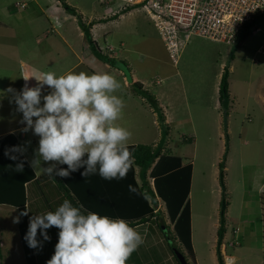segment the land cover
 I'll list each match as a JSON object with an SVG mask.
<instances>
[{
	"label": "rangeland",
	"instance_id": "374dc122",
	"mask_svg": "<svg viewBox=\"0 0 264 264\" xmlns=\"http://www.w3.org/2000/svg\"><path fill=\"white\" fill-rule=\"evenodd\" d=\"M120 1L123 2L65 0L77 9V15L87 28L89 21L95 25L100 23L95 29L94 24L91 26L98 50L127 64L130 77L100 60L87 41L77 43V37L72 41L76 25L82 29L77 16L73 20L62 6L56 10L55 17L73 21L71 31L66 34L67 37L70 35L73 50L56 36L57 29L50 25L48 16L53 6L49 0H18L17 3L16 0H0V12L5 10L0 13V133L9 128L25 127L21 123L22 114L16 111L14 96L25 84L35 87L38 84L35 78L42 73L52 71L59 76L69 72H109L121 84L115 94L123 99L124 108L116 123L131 132L127 143L156 146L161 139L160 121L147 101L133 91L132 84H140L141 89L157 100L169 129L161 153L173 154L182 157L184 163H192L188 200L194 255L187 253L176 240L164 200L159 198L163 212L160 211L162 214L158 217L161 220L162 215L166 227L162 226L161 231L156 227L158 223L152 222L155 220L147 222L155 227L146 232L147 236L159 245L156 243L153 257L152 253L146 255L142 249L135 251L139 257L136 264H155L157 258H162V264H176L167 244L184 250L189 264H218L217 238L212 232L219 224V210L218 214L215 212L217 188L220 190L217 174L225 144L218 84L225 65L229 64L230 108L226 129L229 150L224 169L229 205L225 215L226 234L219 253L223 264H264L261 226V204L264 206V55L258 52L264 45V20H255L249 36L242 39L234 51L232 62H228V57L234 50V41L225 44L203 36H192L189 43L177 46L172 58L166 42L182 39L172 34L174 26L168 18L153 15L140 6H126ZM241 1L248 3L249 0H238V6ZM6 10L11 13L7 14ZM171 10L174 16L176 11ZM58 11H62L61 14ZM236 15V10L229 11V17ZM3 17L5 22L1 21ZM239 29L240 38L242 27ZM49 91L45 86L42 94ZM24 133L29 151L34 153L40 138L31 130ZM31 138L35 139L34 143ZM52 163L47 162V165ZM36 171L42 173L38 168ZM148 182L151 184L152 180L148 178ZM54 187L41 195L44 201L37 202L40 208L37 213L43 208L55 211L62 204L60 201L52 204L53 199L63 196L60 188ZM215 235L217 237V231ZM147 236L143 239L144 245L153 243ZM53 240L56 245L58 241ZM42 248H46L43 242L42 247L35 249L37 264L46 263L44 256H41L43 259L39 257V252L44 253ZM3 257L1 264H26L17 248L11 250V257L8 253Z\"/></svg>",
	"mask_w": 264,
	"mask_h": 264
},
{
	"label": "clouds",
	"instance_id": "9594fccd",
	"mask_svg": "<svg viewBox=\"0 0 264 264\" xmlns=\"http://www.w3.org/2000/svg\"><path fill=\"white\" fill-rule=\"evenodd\" d=\"M35 79V87L25 84L14 96L16 111L22 114L25 125L23 131L31 130L40 138L31 166L54 181L53 173L66 178L80 168L85 169L81 173L84 177L98 172L105 180L123 179L133 157L127 144L131 132L116 123L124 108L123 99L115 94L121 87L116 77L109 72L58 76L49 71ZM45 86L50 89L48 94H42ZM25 151L17 145L4 154L15 161ZM42 162L54 163L41 167ZM24 163L20 160L15 170L22 172ZM57 165L67 168L58 169ZM28 212L26 208L20 215ZM14 222L19 223V217ZM52 227L59 229L58 242L46 264H127L143 243L142 235L125 219L87 211L83 204L74 205L68 198L55 211L30 218L24 237L28 246L42 247L38 230L43 241H48L47 230Z\"/></svg>",
	"mask_w": 264,
	"mask_h": 264
},
{
	"label": "trees",
	"instance_id": "16d2710c",
	"mask_svg": "<svg viewBox=\"0 0 264 264\" xmlns=\"http://www.w3.org/2000/svg\"><path fill=\"white\" fill-rule=\"evenodd\" d=\"M60 5L68 12L70 15L77 16L78 23L83 31L84 37L87 40L90 47L94 49L95 54L99 57L100 60L109 64L112 67L118 68L124 71V75L130 77V71L128 69L127 64L123 61H116L113 58H109L106 55H103L98 50V46L95 41L92 39L90 29L94 24L89 22V27H86L85 22L81 21V17L77 15V9L69 6L65 0H58ZM255 22H251L242 28L239 40H234V50L231 51L228 57V62H232L234 60V51L239 48V43L242 39H246L249 36V29L253 26ZM229 64L225 65L223 72L221 74L219 84H218V100L219 105L222 109V118H223V131H224V153L222 155V160L218 163V184L220 187V201H219V220H218V229H217V243H216V255L218 264H223V260L219 253V248L222 244V240L226 234V210L229 205L227 201V187L225 184V162L228 156L229 150V137L226 132L227 129V117L229 112V104H230V93H229ZM133 91L135 94L141 96L145 99L150 106V108L156 113L161 127V139L159 140L158 145H143V144H132L128 145L132 157L133 163L128 170L126 176L123 179H113V180H105L100 177L98 172L96 174H91L87 177L81 175L84 168H80L78 171L70 174L69 177H60L53 173V179L47 176L52 182L56 184L58 188H60V192L62 194L72 200L73 204L81 203L84 205L85 209L90 212H96L100 215H106L111 219H125L132 226L134 225H143L147 222L153 220V218L160 216L162 214L159 212H155L158 207V199L161 198L164 200L165 212L170 220L172 230L175 234L176 240L180 242L183 249L187 251L190 255H194L192 242H191V211L190 204L188 200L190 186H191V175H192V163L183 162V159L178 156H171L167 154H162V146L164 144L165 138L168 136V127L165 124L164 116L158 106L157 100L153 95L148 93L147 91L141 89V85L137 83L132 84ZM192 141V139L190 138ZM13 144H11L12 142ZM13 146H17L16 138L14 135H8L2 139H0V150L2 153H5L6 149H9ZM19 155V154H18ZM21 160H24V166L27 171L30 173V179L34 180L35 175L32 172V169L26 162L23 156H20ZM57 168H67V165H59ZM150 173L148 174V172ZM139 178L141 181V186H139L136 182V178ZM152 180V185L148 182V179ZM95 180L97 183L94 185V190L97 193L101 194V199H103V195L105 192L110 194V200L114 199L118 201L115 206L113 205L111 208L106 211L99 210L94 208V206L98 207L99 204L97 202L98 198L91 197V193L94 191L89 190L92 185L90 181ZM106 186H104V183ZM153 188V189H152ZM130 189H135L132 191ZM125 192V193H124ZM70 193H75V196H71ZM107 193L105 197L107 198ZM131 196L133 193L135 196L136 206L139 211V216L136 218L126 216V210L120 208L119 197L121 199V194ZM126 196V197H127ZM94 200L95 203H92ZM112 205V204H111ZM19 214V236L20 241L23 246V254L26 264H37L36 261V253L35 249H32L28 246L26 240L24 239L27 231H28V223L27 217L21 216V212L24 211V200L17 207ZM162 217V215H161ZM163 218V217H162ZM161 218V222L163 221ZM163 223V222H162ZM163 224H158V228L162 231ZM261 226H262V241H263V254H264V206L261 204ZM166 227V226H165ZM164 227V228H165ZM170 230V229H169ZM170 254L174 259L176 264H180L174 251H178L183 255L187 264V256L181 248L175 247L174 245L169 246L167 244ZM2 261V255L0 253V264Z\"/></svg>",
	"mask_w": 264,
	"mask_h": 264
},
{
	"label": "crops",
	"instance_id": "0c3cea01",
	"mask_svg": "<svg viewBox=\"0 0 264 264\" xmlns=\"http://www.w3.org/2000/svg\"><path fill=\"white\" fill-rule=\"evenodd\" d=\"M32 1L36 2V0H32ZM49 1L51 2V5L53 6L52 9L50 10V14L48 16L51 18L50 19V25L52 28L54 27L57 29L56 30V36H59L61 41L64 44H66L70 50H73V46L70 44V40H69L70 35H69V37L66 36V34L69 31H71V28L73 27V23H72L73 21H70L69 18L64 19V20L56 18L55 13H56V10H60L59 9V6H61L60 2L58 0H49ZM17 2H18V0H16V3ZM61 8H63V7H61ZM6 11H7V14L11 13L9 10H6ZM3 12H5V10L1 11L0 13H3ZM58 12L61 14L62 11H58ZM71 16H72L71 18L74 20L75 16H73V15H71ZM4 17L1 20L2 22H5ZM99 24L100 23H98L97 25L94 24L93 29L97 28V26H100ZM1 25H2V23H0V26ZM93 29L91 28L90 33H91L92 39L95 42H97L95 40V37H94ZM81 31L82 30H80L79 27L77 28V25H76V33L74 34L72 41H75L74 38L77 37V43H78V41L81 42L82 40H83V42L86 43L87 40L84 37L83 31L82 32ZM77 43H76V45H77ZM28 86L32 87L33 85H28ZM23 128L24 127L9 128V129L4 130V132L0 133V139L6 137L8 135H14V137L16 138L17 145H22L26 148V151L24 152L23 157L25 158L26 162L28 163V165L32 169V172L35 175L34 180H29L30 179V173L27 171L25 166H24V169L22 172L16 171L15 170L16 164L19 163L21 159L15 160V161L12 159H9L0 150V220H1V222H0V253H1L2 257L4 256V253H8V256L11 257V250H13V249L16 250V248H17L19 255L21 256V258H23V260H25L24 254H23V246H22V243L20 241V236H19L18 223L14 222L16 220V218L19 217L18 210L16 207L22 203V200H24V211L26 210V208L29 211L28 215H26V217L28 219L27 220V223H28L27 226H29V221H30V218L32 216L49 212V210L47 208H43L41 210V212L37 213V210L40 211V208H39L37 202L38 201L43 202L44 200H43V198H41V195L43 194V192L45 193L46 191L48 192V190H50V189H54L55 188L54 186L56 184L54 182H52V180H50L47 176H45V174H43V173L38 174L36 169H34L31 166V162L33 161V159L35 157H34V153L30 152L29 151L30 149L27 147V145H29V144L25 141L27 136H26V133L23 132ZM31 140L34 143L35 139L31 138ZM11 144H13V142ZM127 144L132 145L133 143H127ZM16 155H18V154H16ZM29 155H30V158H29ZM171 156H175V155L172 154ZM180 158H182V157H180ZM48 166L49 165H47V163H44V164L41 163V167H48ZM149 173H150V171L148 172V174ZM191 180H192V178H191ZM36 182H39V183L37 184ZM136 182L139 186H141V181L138 177L136 178ZM96 183L97 182L95 180L90 181V184L92 185V187H90V189H89L91 191H94L93 193H91L90 196L95 198V199L98 198L97 202H98L99 206L98 207L94 206V208H96V209L99 208L100 210L106 211L107 209L111 208L113 205L115 206V204L118 201H116L114 199L110 200V194L107 192H105V194L107 193V198L105 197V194H104L103 199L100 200L101 194L97 193L93 188ZM103 184H104V186H106L105 182ZM150 185H152V183ZM219 191H220L219 188H217V200H216L217 210H215L216 214H218V210H219V200H220ZM59 195H60V193H59ZM119 195H121V199L119 197V200H120L119 204L121 205L120 208H123L126 210L127 220H128V217H132V218L138 217L140 214L139 213L140 210H138V208L136 206V201L134 199L135 196H133L134 194L132 193L131 196H127V195H124L123 193H121ZM65 198L66 197L64 195L63 196L60 195L57 199L52 200V204H55L58 201H60V203H62ZM95 201L96 200H94L92 203H95ZM160 205H161V203L158 199L157 210H159V212L160 211L163 212V207H162V205L160 207ZM190 209H191V207H190ZM217 217L218 216L215 217L216 218L215 222H217V220H218ZM153 220H155V221H152L155 224H156V222L158 224L161 223V222L160 223L158 222V221H161V220H159V217H157V219H153ZM3 221H7L8 224L6 225V223H4ZM161 224H163V223H161ZM132 227H134L142 235L143 239L145 236H147V234L149 232H151L153 229H155L154 225L147 224V223H145L143 225H139V226L133 224ZM156 227H158V225ZM215 231H217V228L212 232V236L217 238L215 235ZM47 232H48V235L50 236V240H48V241H43L42 238H39V237H41L39 230H38V235H37V239L41 240L47 248V249L42 248L41 251H44V253L38 251L39 257L44 256L46 262L49 259H51V257L54 255L55 243H53L54 242L53 239H56V241H58L59 229L56 227H52V228L48 229ZM146 232H148V233H146ZM147 238L149 240H151L153 243L144 245L145 242L143 241V243L138 247V249L136 251L139 252V250L142 249L144 252H147L146 255H149L150 253H152L151 256L153 257L154 256L153 252H155V248H156L155 246H156L157 242L156 241L154 242L153 238H150L148 236H147ZM13 242H15V245ZM154 243H155V245H154ZM212 243H213V241H212ZM142 245H144L143 246L144 248L141 247ZM157 245H159V243H157ZM7 248H8L9 252H7ZM157 250H158V248H157ZM134 253L135 254L132 253L131 256L129 257L127 264H136L138 262L139 257L135 251H134ZM158 257H159V255H158ZM41 258L43 259V257H41ZM196 260H197V258H196ZM2 261H4V257L2 258ZM159 261L162 264V262H161L162 258H160V260L157 258V260L154 263L158 264Z\"/></svg>",
	"mask_w": 264,
	"mask_h": 264
},
{
	"label": "built area",
	"instance_id": "2783aa9c",
	"mask_svg": "<svg viewBox=\"0 0 264 264\" xmlns=\"http://www.w3.org/2000/svg\"><path fill=\"white\" fill-rule=\"evenodd\" d=\"M122 1L120 2L126 6H140L148 12H152L153 15L168 18V22L174 26L172 34L182 39V42H178L174 38L173 41L169 39L166 42V47L172 58H174L173 53H176L177 46L189 43L192 36L210 37L215 39L214 41L227 44L238 40L240 27L243 28L247 24L255 22L256 19L264 20V0H249L248 3L241 1L242 4L239 6L237 5L238 0ZM172 8L176 11L174 16L172 15ZM230 10H236V17H229ZM224 11L227 12L226 15ZM164 37L162 34V38ZM258 52L264 55V45L260 47Z\"/></svg>",
	"mask_w": 264,
	"mask_h": 264
},
{
	"label": "water",
	"instance_id": "95a60500",
	"mask_svg": "<svg viewBox=\"0 0 264 264\" xmlns=\"http://www.w3.org/2000/svg\"><path fill=\"white\" fill-rule=\"evenodd\" d=\"M174 252L180 264H187L182 254H180L178 251H174Z\"/></svg>",
	"mask_w": 264,
	"mask_h": 264
}]
</instances>
